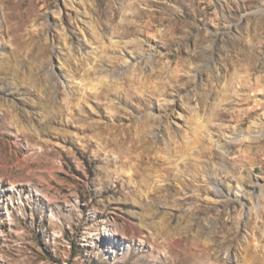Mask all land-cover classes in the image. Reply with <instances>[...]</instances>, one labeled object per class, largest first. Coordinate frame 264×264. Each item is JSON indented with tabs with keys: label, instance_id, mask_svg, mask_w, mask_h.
<instances>
[{
	"label": "rangeland",
	"instance_id": "obj_1",
	"mask_svg": "<svg viewBox=\"0 0 264 264\" xmlns=\"http://www.w3.org/2000/svg\"><path fill=\"white\" fill-rule=\"evenodd\" d=\"M254 261L264 0L0 4V264Z\"/></svg>",
	"mask_w": 264,
	"mask_h": 264
},
{
	"label": "bare ground",
	"instance_id": "obj_2",
	"mask_svg": "<svg viewBox=\"0 0 264 264\" xmlns=\"http://www.w3.org/2000/svg\"><path fill=\"white\" fill-rule=\"evenodd\" d=\"M144 1V0H143ZM145 1H149V0H145ZM24 3V0H0V4H1V7L2 9H7V8H20L22 6V4ZM150 15L151 16V19H156L157 16L154 15V12L153 11H150V10H139L133 17L136 18V17H139L141 15ZM7 16L10 17V18H15V17H22L21 20H23V14L21 13V11L19 12H7ZM136 22V21H135ZM149 23V22H148ZM135 26V25H134ZM131 27L130 24H126L125 25V29L128 31V28ZM125 30V31H126ZM126 31V32H127ZM239 55L241 56H246L247 53L245 52H241L239 53ZM129 57L126 56V59L127 61L129 62L130 60L128 59ZM240 59V60H239ZM243 59L241 58H238V56H236V60H233L235 61L236 64H238L240 67H243V68H246L245 66H249L250 63H247V64H244V63H241ZM158 62H161V60L159 59ZM210 183L212 184V186L214 187L213 189V195L215 197H222L224 194H223V191L222 189L218 186V184H216L215 181H210ZM189 185H192V182H189ZM159 186V185H158ZM170 187H173V184L171 183H165V184H162L159 186L160 188V191H170ZM202 186L201 185H197V188H201ZM250 264H263L262 262L260 261H254Z\"/></svg>",
	"mask_w": 264,
	"mask_h": 264
}]
</instances>
